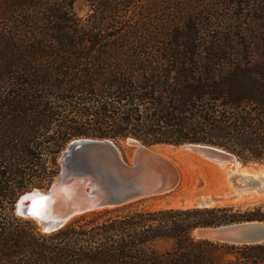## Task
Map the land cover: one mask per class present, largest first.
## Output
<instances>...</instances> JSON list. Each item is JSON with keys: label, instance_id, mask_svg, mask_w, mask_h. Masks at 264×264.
<instances>
[{"label": "trees", "instance_id": "16d2710c", "mask_svg": "<svg viewBox=\"0 0 264 264\" xmlns=\"http://www.w3.org/2000/svg\"><path fill=\"white\" fill-rule=\"evenodd\" d=\"M128 137L262 160L264 0H0V264H264V241L193 234L262 206L117 208L43 234L14 214L70 141Z\"/></svg>", "mask_w": 264, "mask_h": 264}, {"label": "water", "instance_id": "95a60500", "mask_svg": "<svg viewBox=\"0 0 264 264\" xmlns=\"http://www.w3.org/2000/svg\"><path fill=\"white\" fill-rule=\"evenodd\" d=\"M124 142L132 150L130 158L109 139L70 141L60 154V169L51 184L45 190L34 188L20 195L14 214L33 222L42 233L55 232L90 213L170 194L184 183L187 186L190 175L199 176L205 169L203 164L223 172V186L206 190L204 180L198 178L189 189L193 194L179 195L172 203L213 208L264 193L262 178L257 175L264 171V163L244 165L234 154L209 144L146 146L131 137ZM157 147H167L171 153ZM193 234L222 244H256L264 241V222L198 229Z\"/></svg>", "mask_w": 264, "mask_h": 264}, {"label": "rangeland", "instance_id": "374dc122", "mask_svg": "<svg viewBox=\"0 0 264 264\" xmlns=\"http://www.w3.org/2000/svg\"><path fill=\"white\" fill-rule=\"evenodd\" d=\"M117 146L120 149V151L124 157H126V158L131 157L132 150L125 142L119 143ZM158 150L163 152V153H167V154L171 153L167 147L158 148ZM58 163L60 166V160H58ZM263 163H264V156H263L262 160L259 162H249V163H243V164L244 165H246V164H252L253 165V164H263ZM198 178H202L204 180V182H205L204 187L205 188L217 187V186L222 185L223 172H221L220 170H217V169H204L203 172L199 176H195L193 174L190 175L188 185L185 186L183 189L182 188L177 189L176 191H174L170 194H167L165 196L146 199V200H142V201H139L136 203H132L128 207H120L119 209L114 211L111 214V216H113V215L124 216V215H127L128 213L150 212L153 210L168 209V208L183 209V208H185V206H180V205H177L175 203H172V201H174V200H172L174 198L173 196H176L177 194L182 195L184 193H187L189 191V189L194 188L195 184L197 183ZM261 178H262L261 187L264 188V175L261 176ZM252 192H254V190L248 192V194L252 193ZM222 206H233V207H239L242 209L247 208V207H253V206H262V210L264 211V193L258 194L257 196H255V198L250 197L249 199H243V201H241L240 203H237V204L232 205V204L226 203ZM222 206H220V207H222ZM96 213H90V214L84 215L82 217L75 218L71 222L76 221V220H80V219H90ZM38 231L40 233H42L39 229H38Z\"/></svg>", "mask_w": 264, "mask_h": 264}, {"label": "bare ground", "instance_id": "6f19581e", "mask_svg": "<svg viewBox=\"0 0 264 264\" xmlns=\"http://www.w3.org/2000/svg\"><path fill=\"white\" fill-rule=\"evenodd\" d=\"M157 148H160V147H157ZM204 166H205V169H216V167H214V166H211V165H209V164H203ZM245 172H248V170H245ZM257 175H259V176H263L264 175V171H262V172H259ZM223 186V182H222V185L221 186H217V187H210V188H206V190H209V189H212V190H217V189H219V188H221ZM185 187V183L182 185V189ZM182 191V190H181ZM187 193H189V194H193L191 191H188ZM248 194V193H247ZM174 198L172 199V200H177V198L179 197V195L177 194L176 196H173ZM252 197V196H251ZM250 197H247V198H243V199H249ZM252 198H255V197H252ZM257 198V197H256ZM243 199L242 198H240V199H237L235 202H230V203H227V204H237V203H240L241 201H243ZM171 200V199H170ZM222 205H224V204H218V206H222ZM188 207H191L190 205H187V206H185V208H188Z\"/></svg>", "mask_w": 264, "mask_h": 264}, {"label": "snow or ice", "instance_id": "6c2138e0", "mask_svg": "<svg viewBox=\"0 0 264 264\" xmlns=\"http://www.w3.org/2000/svg\"><path fill=\"white\" fill-rule=\"evenodd\" d=\"M27 199V198H26ZM41 199H47V198H41ZM34 215H35V213H34Z\"/></svg>", "mask_w": 264, "mask_h": 264}]
</instances>
